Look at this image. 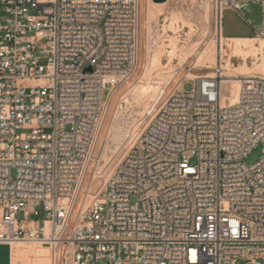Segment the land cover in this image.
Wrapping results in <instances>:
<instances>
[{
    "label": "built area",
    "instance_id": "2783aa9c",
    "mask_svg": "<svg viewBox=\"0 0 264 264\" xmlns=\"http://www.w3.org/2000/svg\"><path fill=\"white\" fill-rule=\"evenodd\" d=\"M238 4L264 0H212L220 32ZM138 49L139 0H0V244L65 264H264V76H240L222 101L220 56L159 103L162 88L70 226Z\"/></svg>",
    "mask_w": 264,
    "mask_h": 264
},
{
    "label": "rangeland",
    "instance_id": "374dc122",
    "mask_svg": "<svg viewBox=\"0 0 264 264\" xmlns=\"http://www.w3.org/2000/svg\"><path fill=\"white\" fill-rule=\"evenodd\" d=\"M147 8L151 10L148 22L146 21ZM223 26L224 21L219 35L212 0H165L161 3H154L152 0L150 2L139 0L137 70L127 83L122 84L114 91V95L109 101L96 144L94 161L91 163L84 180L83 191L85 193L83 192L79 198L70 226L73 225L77 213L85 201L87 200L88 203L91 200V198H87V195L93 196L96 194L142 131L149 120L146 113L153 105L152 102L155 96L158 98L162 88H165V93L159 103L175 90H190L192 84L190 76L209 75L215 62H218L219 56L225 64L224 68L228 64L225 73H231L237 77L259 74L264 76V70H262V74L258 73L260 67H257L258 71L255 73H249L248 69L261 63V58L264 57V42H262L263 52L261 54L255 50L245 49V53L248 52L249 56L246 59L234 57V43L230 40H223L222 54L219 45L221 36L224 39H257L255 46L258 47L259 39L264 40V21L262 23V36L236 34L224 30ZM155 55L159 57V63L152 65L150 75L146 81L148 83L146 88L147 86L149 88L152 83L156 85L149 88L152 91L149 93L148 98L141 100L140 97L126 96L131 87L140 80L147 58L152 61ZM207 66L209 68H206ZM234 68L238 70H234ZM262 69H264V58L262 59ZM227 93L226 89L224 94L227 95ZM105 95L104 92L103 97ZM111 128L114 131L117 130L119 133L118 138L113 140L108 138ZM105 145L106 149L101 157ZM260 156L261 146H257L247 156L245 162L252 165L259 160ZM96 170L99 178L93 181L92 177ZM56 264H65L61 255L58 256ZM66 264L71 263L68 261ZM236 264H244V262L237 261Z\"/></svg>",
    "mask_w": 264,
    "mask_h": 264
},
{
    "label": "crops",
    "instance_id": "0c3cea01",
    "mask_svg": "<svg viewBox=\"0 0 264 264\" xmlns=\"http://www.w3.org/2000/svg\"><path fill=\"white\" fill-rule=\"evenodd\" d=\"M226 13L233 23L244 25L242 35L262 36L264 6L238 4L235 10H228ZM146 21L148 22L147 15ZM229 31L237 32L236 34L240 32L233 28ZM58 256L51 248L37 244H0V264H56Z\"/></svg>",
    "mask_w": 264,
    "mask_h": 264
},
{
    "label": "bare ground",
    "instance_id": "6f19581e",
    "mask_svg": "<svg viewBox=\"0 0 264 264\" xmlns=\"http://www.w3.org/2000/svg\"><path fill=\"white\" fill-rule=\"evenodd\" d=\"M150 1L151 0H148V2H150ZM150 8H147V11H146L147 12L146 15H147L148 19H150V16H151V10H150ZM220 34H221V32L219 31V35ZM223 40H230L231 42L234 43V45H233V55H234V57H243L244 59L248 58L249 57L248 56V52L245 53V51H244L245 49H249L250 51L255 50L257 52H260V54H261V52H263L262 51L263 50L262 49V42H264V40H262V39H259L260 40L259 41L260 43H259V46L257 47V46H255V42L257 41V39H246V38L245 39H224L223 37L220 36L219 45H220V48H221L220 49L221 50V54L223 53V45H222ZM263 48H264V46H263ZM263 58H261V63L259 65H255L254 67L248 68L249 69V73H253V72L255 73V72H257L258 71L257 67H260L261 69H260V72L258 71V73H261L262 74V70H264V69H262V59ZM201 59H203V58H201ZM154 63H156V64L159 63V57L157 55L154 56V58H153L152 61L148 60V58H147L146 65L144 67V70H143V73H142V76H141L140 80L137 82V84H135L134 86L131 87V89L128 91V93L126 94V96L128 95V96H131L132 98L140 97L141 100L148 98L149 93L152 91V90L150 91L149 88H152L153 86L156 85L155 83H152L151 86L149 85L150 86L149 88H148V86L146 88V85H148V83H146V81L148 80V77L150 75V70H151L152 65ZM227 66H228V64H226L225 68ZM206 68H209V67L207 66ZM136 70H137V68H136ZM136 70H135V72H136ZM234 70H238V69L237 68H234ZM135 72L133 73V75L135 74ZM132 76L125 83H127L132 78ZM190 78L195 79L196 77H194V76L191 77L190 76ZM167 83H169V81H167ZM238 84H239V77H237V76H235V75H233L231 73H224V78L221 81V87H222V95H221V98H222V101H224L225 98H227L224 95V91L229 86V88H230L229 90L231 92V95H230V97H228V100L230 101L231 104H234L236 102ZM113 95H114V93L111 95L110 100L112 99ZM157 99H158L157 96H155V98H154V100H153L152 103L154 104L157 101ZM118 135H119V133L117 132V130L114 131L113 128H111L110 131H109L108 138L113 140V139L118 138ZM105 149H106V145H105V148L103 149V152L101 154V157L103 156ZM96 163H97V161H96ZM96 178H99V174L97 173V170L95 171V174L92 177L93 181ZM93 196H91L90 194H88L87 195V198L88 197L89 198H92ZM87 204L88 203H87V200H86L85 203L83 204V208L86 207ZM8 244L16 245V244H32V243H28V242H11V243H8ZM52 251L56 255H59V251L58 250H55L54 251L52 249Z\"/></svg>",
    "mask_w": 264,
    "mask_h": 264
},
{
    "label": "water",
    "instance_id": "95a60500",
    "mask_svg": "<svg viewBox=\"0 0 264 264\" xmlns=\"http://www.w3.org/2000/svg\"><path fill=\"white\" fill-rule=\"evenodd\" d=\"M154 3H161L164 2L165 0H152ZM236 9V7H235ZM223 21H224V30L229 31L230 28H233L234 31H240L239 34L242 33V29H244V25L243 24H236L233 23L232 20L227 16V13L225 12L223 15ZM230 32V31H229ZM237 33V32H235Z\"/></svg>",
    "mask_w": 264,
    "mask_h": 264
}]
</instances>
